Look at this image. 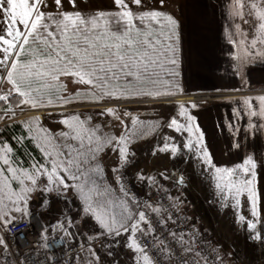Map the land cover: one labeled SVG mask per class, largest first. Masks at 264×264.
Here are the masks:
<instances>
[{
    "label": "snow or ice",
    "instance_id": "1",
    "mask_svg": "<svg viewBox=\"0 0 264 264\" xmlns=\"http://www.w3.org/2000/svg\"><path fill=\"white\" fill-rule=\"evenodd\" d=\"M230 2L229 15L233 20L242 24L251 22L255 33L249 36L241 29V23L235 25L241 39L226 32L229 44L234 47L226 53L229 61L226 71L239 84L215 91L244 93L226 103L241 106L234 110V115L246 123V138L264 130V0ZM194 44L181 21L167 10L166 0H110V6L106 7H100L94 0H0L3 264H77V261L99 264L101 256L96 241L107 249L105 255L112 257V264H118L112 246L119 245L121 237L125 238L123 247L133 254V264H231L233 259L238 260V254L223 245L212 243L205 247V234L193 230L191 224L190 234L173 231L168 222L175 225L176 221L171 215H162L166 210L141 202L125 188V170L135 167L132 138H146L149 128L160 126L190 134L182 147L196 157L201 170L215 182L221 207H230L229 196L235 200L233 207H238V198L246 194L251 219L243 215L238 218L253 230L255 239L264 242V235L255 231L260 214L258 174L264 172V154L240 155L245 147L236 139L240 128L232 123L227 125L230 132L234 131L228 150L235 149L234 155L240 162L222 166L214 163L204 131L197 117L188 111L199 107L196 102L177 103L178 114L169 116L165 125H145L132 119L131 113L122 107L145 101L163 104L184 95L183 73L189 66ZM65 80L78 87L69 91ZM73 104L96 105L99 111L96 116L65 111ZM18 112L25 118L18 120ZM42 117H57L54 122L58 130L43 127ZM97 117L111 119L96 123ZM177 117L184 118V122ZM125 118L133 126L131 129ZM9 122L19 125L21 135L12 132L5 136ZM114 122L121 129L119 135L104 131ZM171 139H165L156 151L175 158L180 146L170 144ZM13 141L19 145L33 144L40 159L31 158L27 164L16 159ZM107 152L116 154L110 168L113 174L110 184L105 183L102 162ZM135 175L139 181L158 183L156 177L146 176L142 171ZM159 177L169 179L163 172ZM183 182L182 175L176 178V183ZM34 200L45 212L52 210L54 202L64 207L57 211L54 221L41 224L39 247L24 253L19 241L23 230L15 234V240L6 237L13 236L9 226L25 219L31 223ZM72 205H76L75 212ZM146 210L159 217L161 236L155 235L157 228ZM77 237L83 238L87 247ZM12 243L18 245L15 251Z\"/></svg>",
    "mask_w": 264,
    "mask_h": 264
},
{
    "label": "rangeland",
    "instance_id": "2",
    "mask_svg": "<svg viewBox=\"0 0 264 264\" xmlns=\"http://www.w3.org/2000/svg\"><path fill=\"white\" fill-rule=\"evenodd\" d=\"M94 2L100 7L110 6V0H94ZM150 2H154V0H150ZM166 8L169 12L172 10L170 13L174 14L177 18L175 11L170 9V0H166ZM64 82L68 85L69 91L78 87L71 84L68 80ZM188 90L183 80V91L185 94L176 96L169 102L161 104L160 102L145 101L143 103H129L127 105H122V107L131 113L132 119H137L145 125H165L168 122L169 116L178 114L179 109L176 107L177 103L191 104L192 102H196L201 110L202 106L214 105L219 99L234 94H227L226 92H191ZM204 94H209L210 97H205ZM221 95L224 97H221ZM193 110L195 109H188L190 112ZM65 111H75L77 113H83L84 115L96 116V113L99 111V106L73 104L67 106ZM17 118L19 120L25 117L21 116L18 112ZM177 118L180 122H184V118ZM41 119L43 127L58 130V126L54 122L57 117H42ZM110 119L109 117H97L95 122L107 123ZM125 119L126 123H129L131 129L133 126L130 124V121L127 118ZM10 123L14 122H9V124ZM1 126H4L3 121H0V127ZM104 131L106 133L119 135L121 129L118 122H114L113 126L104 128ZM189 135L190 134L187 132L177 133L173 129L164 126L149 128L146 132V138H132L133 143L131 147L136 154L140 155L142 164L145 168L147 166L146 162L151 165L157 163L161 167V172L169 176L168 180H160L166 183L168 191L173 199L188 213L192 222H194L200 231L205 234L204 237L209 243L223 245L225 249H231L238 254L239 259H233L231 264H264V242L255 239L253 230L247 228L245 222L240 221L238 218L240 215H243L246 219H251L250 204L246 199V194H242L238 198L240 201L238 207H233V205H235V200L232 199L231 196H229L227 201L230 207H221V198L215 188V182L209 179L207 172L201 170L202 165L196 157L182 147L183 143L188 140ZM169 137L172 138L168 141L170 144L175 143L180 146V151L175 158H172L167 152L161 153L156 151V149L163 146L165 139ZM31 145L35 148L33 144ZM154 152L155 155H153ZM31 158L39 160V152L37 151ZM115 161L116 154L113 152H107L102 157L106 184L112 182L113 174L110 168L114 165ZM29 162L30 160L28 163ZM146 170L149 171L147 168ZM149 172L151 173V171ZM180 175L184 177V182L178 184L176 183V178ZM157 177L160 178L159 175ZM263 196L264 194L262 197ZM262 202H264V199H262ZM31 207L33 214H38L45 222H51L55 220L53 212H57L59 209L63 208L64 205L54 202L52 210L45 212L38 206L37 201L34 200ZM71 207L73 212H75L76 205H72ZM258 210L260 213L258 217L259 222L257 223V229L255 231L264 235V205L260 204ZM61 219H63V217ZM81 240L83 241V238H81ZM124 242L125 238L121 237L120 244L112 246L114 248V256L118 264H133V254L123 247ZM83 243L85 242L83 241ZM100 243V241L95 242L98 254L101 256L99 264H112V257L105 255L107 249L101 248ZM85 245L87 247L86 243Z\"/></svg>",
    "mask_w": 264,
    "mask_h": 264
},
{
    "label": "crops",
    "instance_id": "3",
    "mask_svg": "<svg viewBox=\"0 0 264 264\" xmlns=\"http://www.w3.org/2000/svg\"><path fill=\"white\" fill-rule=\"evenodd\" d=\"M170 9H173L177 14V19L181 21L185 33L190 34L195 41L189 66L183 73V80L188 91L216 92V88L238 86V79L234 78L230 71H226L229 67L226 53L230 49L234 50V47L228 42L226 32L234 33V38L237 40L241 39L235 26L236 23L241 22L234 21L229 15L230 0H170ZM245 14H247V9H245ZM241 29L249 36L255 33L251 22L249 24L241 23ZM225 92L234 94L219 99L214 105L202 106L201 110L199 107V110L196 108L197 110L189 111V113L197 117V122L204 131L205 139L212 152L214 163L233 166L240 162V158L234 155L235 149L228 150L227 146L232 141L234 131L230 132L227 125L232 123L241 129L239 134H235L236 139L241 140L245 146L240 153L241 156L253 153L264 154V130L245 138L244 131L247 125L244 120H237L234 115V110L241 106L235 103H226L228 100H237L244 93ZM204 96L210 97L209 94H204ZM146 163V168L151 171L153 177L160 179L157 177L162 171L159 164ZM257 188L260 194L258 206L264 205L262 202L264 199V196L262 197L264 194V172L258 174ZM53 215L56 219L57 212H53Z\"/></svg>",
    "mask_w": 264,
    "mask_h": 264
},
{
    "label": "built area",
    "instance_id": "4",
    "mask_svg": "<svg viewBox=\"0 0 264 264\" xmlns=\"http://www.w3.org/2000/svg\"><path fill=\"white\" fill-rule=\"evenodd\" d=\"M221 97H224L221 95ZM140 155H135V167L131 169H126V174L123 176V183L126 189L135 196L141 202H146L152 207H160L162 210V215L167 217L168 215L172 216V219L176 221L175 225L171 224V221L168 222V226L172 228L173 231H183L189 233L188 225L191 224L193 230H200L191 220L187 212H185L179 205L176 204V201L173 199L171 194L168 191L166 183L160 179H157V184H153L150 180L147 182L139 181L136 179V173L142 171L146 176H152V174L146 170L141 161ZM163 189H166L165 192ZM176 205V207H173ZM147 217L151 220V223L154 228H157L155 235L161 236V231L157 225L158 216H154L150 210H146ZM187 217V219H186ZM49 222H45L41 219L38 214H33L31 223L28 219H25L23 223H18L14 226H9L10 232L13 236L6 237L10 241L15 240V234L20 233L22 230L24 235L19 237L20 244L23 245L20 248V251L24 253H29L33 247H39L37 241L39 239V230L41 224L47 225ZM75 231V229H73ZM190 234V233H189ZM59 235V233H57ZM81 240L80 237H77ZM162 238V237H161ZM187 238V237H186ZM203 240L206 241L205 247L210 245L209 241L203 236ZM83 243V241L81 240ZM12 249L15 251L18 247L16 243H12ZM86 247V245H85ZM151 255V253H149ZM71 255V253H69ZM0 264H3L0 260ZM77 264H81L80 261H77Z\"/></svg>",
    "mask_w": 264,
    "mask_h": 264
},
{
    "label": "trees",
    "instance_id": "5",
    "mask_svg": "<svg viewBox=\"0 0 264 264\" xmlns=\"http://www.w3.org/2000/svg\"><path fill=\"white\" fill-rule=\"evenodd\" d=\"M3 107V102H0V108ZM4 131V126L0 127V132ZM12 132H15L16 136L21 135L22 129L19 127V125L14 122L10 123V127L8 128V131L5 133V136H9L12 134ZM14 148L17 149L16 151V159L22 160L25 164L28 163V161L33 157V155L37 152L36 149L31 145V143L25 142L24 145L15 144L13 141ZM178 205V203L176 202Z\"/></svg>",
    "mask_w": 264,
    "mask_h": 264
}]
</instances>
